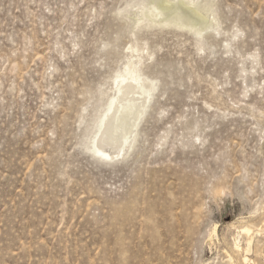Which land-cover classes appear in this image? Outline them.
<instances>
[{"label":"rangeland","instance_id":"obj_1","mask_svg":"<svg viewBox=\"0 0 264 264\" xmlns=\"http://www.w3.org/2000/svg\"><path fill=\"white\" fill-rule=\"evenodd\" d=\"M263 221L264 0H0V264H264Z\"/></svg>","mask_w":264,"mask_h":264},{"label":"bare ground","instance_id":"obj_2","mask_svg":"<svg viewBox=\"0 0 264 264\" xmlns=\"http://www.w3.org/2000/svg\"><path fill=\"white\" fill-rule=\"evenodd\" d=\"M150 90V82L140 78L133 67L127 69V72L120 77L117 83L116 93L110 98L105 110L98 120L91 141L90 149L93 153L105 159H112L114 156L121 154V151L128 141L127 135L124 134L121 137L119 135L121 129L126 131L123 127L125 125V120L126 118H130L128 117L130 115L136 114L135 120L142 115L141 113L147 103ZM133 119L134 116L132 120ZM129 125L130 124H128V126ZM242 232L247 235V246L243 250L246 254L242 255V261L244 264H251V260L247 257V253L250 251L253 241V230L249 227H244ZM258 232H261V230ZM234 249L237 251L242 250L238 240L234 243Z\"/></svg>","mask_w":264,"mask_h":264}]
</instances>
